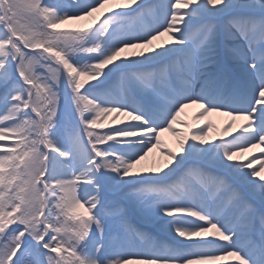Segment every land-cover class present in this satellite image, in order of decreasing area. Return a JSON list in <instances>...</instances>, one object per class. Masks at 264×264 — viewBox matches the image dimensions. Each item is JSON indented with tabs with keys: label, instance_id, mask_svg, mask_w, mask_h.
Wrapping results in <instances>:
<instances>
[{
	"label": "snow or ice",
	"instance_id": "6c2138e0",
	"mask_svg": "<svg viewBox=\"0 0 264 264\" xmlns=\"http://www.w3.org/2000/svg\"><path fill=\"white\" fill-rule=\"evenodd\" d=\"M230 258L264 264V0H0V264Z\"/></svg>",
	"mask_w": 264,
	"mask_h": 264
},
{
	"label": "rangeland",
	"instance_id": "374dc122",
	"mask_svg": "<svg viewBox=\"0 0 264 264\" xmlns=\"http://www.w3.org/2000/svg\"><path fill=\"white\" fill-rule=\"evenodd\" d=\"M87 23H88V21H78V22H73L72 24H69V25H61L60 28L61 29L74 28V27H76L78 25H86ZM162 39H165V38H162ZM195 109L196 108H194V107H189V108L185 109L184 113L181 114L180 119L183 120V121H185L188 118H192ZM224 118L226 119L227 117H225L223 115H219V114H212L211 116H209V119L215 125V131L213 133H210V135H216L218 137V133H219L220 129L223 127V124L225 122V121H223ZM108 119L110 120L111 117H109ZM118 119L119 120H126L127 117H119ZM242 122L243 121H239L238 120L237 121V125H240ZM174 126H180V125H174ZM184 130H185V128L183 127L182 131H184ZM169 134H171V133L165 132V133H162L161 134V141H162V143L165 141L167 135H169ZM173 139H176V138H173ZM154 150L155 149H153V151L149 154V157H148V159H147V161L145 163H149L151 161L157 160V156H158V154H159L160 151L158 149H156V151H154ZM253 151L256 152L257 153L256 156L259 157V151L258 150H252V152ZM247 154H249V153L248 152H245L243 154L238 153L237 155L243 157L244 155H247ZM229 261H230L229 264H236V262L234 261L233 258H230Z\"/></svg>",
	"mask_w": 264,
	"mask_h": 264
},
{
	"label": "bare ground",
	"instance_id": "6f19581e",
	"mask_svg": "<svg viewBox=\"0 0 264 264\" xmlns=\"http://www.w3.org/2000/svg\"><path fill=\"white\" fill-rule=\"evenodd\" d=\"M196 111H197V109H195L194 113ZM121 117H124V116H121ZM226 119L224 118L223 121H226ZM185 122H186L187 125H189L192 128L202 127L203 126V122H200L199 124H193V119L192 118H188L187 120H185ZM242 123H244V122H242ZM174 127H176L177 129H179L180 131H182V129H183V126H181V125L180 126H174ZM184 128H185V130H184L185 132H188L189 131V128L188 127H184ZM219 134H220V131L218 133V137H219ZM173 136L174 135H172V134L167 135V137H166L165 141L163 142V144L166 145L169 148L175 149V147H176V139H173V138H176V137L175 136L173 137ZM154 151H156V149ZM256 155H257V153L253 151V152H251V153H249L247 155H244L243 157L240 156V158L241 159H244L246 157L248 159H251L252 156H256ZM160 158L161 157H160V152H159V154L157 156V160H159ZM244 162H247V160L244 159Z\"/></svg>",
	"mask_w": 264,
	"mask_h": 264
}]
</instances>
